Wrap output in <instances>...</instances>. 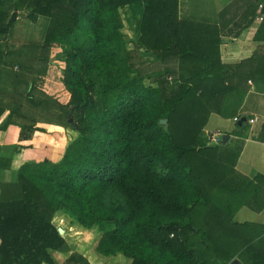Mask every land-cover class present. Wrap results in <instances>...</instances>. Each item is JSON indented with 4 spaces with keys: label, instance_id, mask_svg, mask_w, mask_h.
<instances>
[{
    "label": "trees",
    "instance_id": "1",
    "mask_svg": "<svg viewBox=\"0 0 264 264\" xmlns=\"http://www.w3.org/2000/svg\"><path fill=\"white\" fill-rule=\"evenodd\" d=\"M19 1L30 21L49 22L41 43H0V129L19 128L18 142L6 148L20 153L22 142L46 131L42 122L76 136L58 160L22 161L15 181L0 185V264H55V251L68 253L61 264H91L81 240L61 233L58 216L95 231L90 248L99 258L264 264V224L234 219L241 206L264 208V174L249 178L235 168L248 124L227 133L234 142L207 144L202 134L211 113L236 114L249 79L264 83L258 53L222 62L219 28L179 17L178 0ZM253 7L251 21L256 9L262 14L254 39L263 40L264 0ZM126 12L135 22L130 40ZM1 16L6 38L18 13ZM129 43L164 68L142 72ZM53 47L60 49L65 103L41 86ZM252 137L264 143V119Z\"/></svg>",
    "mask_w": 264,
    "mask_h": 264
},
{
    "label": "crops",
    "instance_id": "2",
    "mask_svg": "<svg viewBox=\"0 0 264 264\" xmlns=\"http://www.w3.org/2000/svg\"><path fill=\"white\" fill-rule=\"evenodd\" d=\"M253 4L254 0H178V13L181 18L211 23L219 28L222 41L220 44V56L222 62L227 64L238 63L244 59L250 58L254 53H258L254 58V60L258 62L259 60H264V56H262L264 54V39H254V35L257 32L262 19H258V10L256 9L255 17L252 21L250 20L251 15L254 13ZM12 11L18 13L17 20L9 36L6 38L0 37V43H3V41H11L14 44L22 42L41 43L44 39L45 31L49 22L48 18L45 16H39L35 22L30 21L26 18V9L21 6V1L19 0H4V2L0 4V13L2 14L1 18L3 20H6ZM247 21L251 22L246 26L247 28L242 31L239 37L236 38L231 36L232 32L236 30L238 25H242ZM236 22L238 24L232 27ZM52 50L58 53L60 51V49L56 47L51 48V52ZM51 59L52 61L48 66H50L51 63H56L55 59L52 57ZM61 67L62 62L60 61L59 71H61ZM49 71H51V69H49ZM257 72L261 73L258 69ZM261 75L264 77V72ZM57 76L59 77L60 73H57ZM44 79L42 90L51 95L47 90V88H49L47 86V80H50L49 75H46ZM245 87L247 88V92L243 97L241 105L237 108L238 110L236 111V114L232 116L231 121L234 122L233 118L235 116H247L249 119H254L252 123L248 121L249 119L246 120L249 133L248 136L243 139L242 148L235 164V168L240 173L251 178L258 173L264 174V143L257 141L252 137L259 129L264 119V83L261 81L255 82L249 79L245 84ZM68 98L69 94L67 95V100ZM2 100L7 103L10 99L5 95L2 97ZM58 101L60 103H65L60 100ZM4 116L5 114L1 116L0 122ZM214 116H218L220 120ZM211 120H213L215 124H223L221 122V116L218 114L211 113L208 117L207 124H209ZM234 124L235 128L239 126L237 125V122H234ZM47 126L48 128H51L50 131L53 130V125L48 124ZM235 128L231 129L230 132H225V134L232 133ZM205 129L208 128L205 126ZM45 130V132L41 133L35 132L30 140L22 142V144L27 147L21 150L20 153L16 154L15 152L11 153L6 146H12L18 142V126L9 124L5 129H0V160L2 159L4 160V163H6V158L11 157V162H9L7 167L0 165V185L15 181L16 168L22 161L37 162L43 158L49 159V140L47 141L48 130ZM42 136H46L45 139H43ZM236 139H238L236 136L229 134L227 140L234 142ZM253 212V215L244 221L264 224V208L260 211ZM58 220H62L63 223L67 221L63 216L56 217L54 222L56 223ZM61 233L65 237H68V228L66 232L62 230ZM79 239L81 238L79 237ZM81 247L83 249L82 244ZM83 250L91 264H128L129 261L121 255L107 259L99 258L93 253L90 247H86ZM52 256L55 264H61L68 257V253L55 251L52 252Z\"/></svg>",
    "mask_w": 264,
    "mask_h": 264
},
{
    "label": "rangeland",
    "instance_id": "3",
    "mask_svg": "<svg viewBox=\"0 0 264 264\" xmlns=\"http://www.w3.org/2000/svg\"><path fill=\"white\" fill-rule=\"evenodd\" d=\"M123 23H124L123 24V33L126 35L127 39L130 40L134 37L133 28L135 26V22L131 18V15L129 12L125 13V15L123 17ZM3 44H5V41H3ZM128 46H129V49L133 52L134 56L136 57L135 62H136L137 67L142 72L150 73V72L162 70L164 68L163 67L164 65L160 61L156 60V58L151 53L144 51L142 49L138 50V49L134 48L133 43H129ZM50 52H51V50H50ZM49 55L53 59L56 57L55 58L56 63H54V64L51 63L50 66H48L49 64L47 65V71L44 75V77L46 75H49V77H50V80H47L48 81L47 86L49 87V88H47V90L56 99H58L62 102H66L68 93L66 92L64 87H62V84H60V81L58 79L59 77L57 76V73H60V71H59L60 70V68H59L60 59L57 56L58 52H55L54 50H52V52ZM48 68L51 69V71H49ZM13 69L18 70L16 65L14 66ZM44 80L45 79L43 78V83H44ZM144 82L146 84L151 83L152 85L157 84L150 77H146ZM214 117L218 118V116H214ZM231 118L232 117H230V116H221V119H222L221 122L223 123L222 125L215 124V122L213 120H211L210 123L206 125V128H208V129L204 128L202 134H204V137L206 138L205 135L208 132H216V130L219 131L221 134H225V132H230L231 129L235 128V124H234V122L231 121ZM39 125H42V127H45V129L48 130L47 141L49 140V142H48L49 159H52L54 161L58 160L61 157L67 143L72 138H74L76 136V133L73 130H71L70 128L65 129L62 126H58L57 124H49V125H53L52 131H50L51 128H48V126H47L48 124L45 122L39 123ZM218 126H220V127H218ZM222 126H224V127H222ZM42 137H43V139H45L46 136H42ZM253 213H254L253 210H250L248 207L241 206L235 212L234 219L236 221L242 222L244 220L249 219L250 216L253 215ZM56 223L58 225L64 227V229H66V230L68 228L69 237L71 238L70 240H72V239L74 240L77 238L79 239V237H80L82 239V240L81 239L80 240H81V244L83 245V249H85L86 247H88V248L90 247V242H91L92 236L95 233L94 230L87 231V230H84V229L76 227V226L72 227L71 225L68 224L67 221H65L63 223L62 220L61 221L58 220V221H56Z\"/></svg>",
    "mask_w": 264,
    "mask_h": 264
},
{
    "label": "built area",
    "instance_id": "4",
    "mask_svg": "<svg viewBox=\"0 0 264 264\" xmlns=\"http://www.w3.org/2000/svg\"><path fill=\"white\" fill-rule=\"evenodd\" d=\"M258 19L260 20L262 19V14L258 15ZM239 119H240L239 116H235L233 118V121L238 122ZM248 121L252 123L254 119H249ZM205 136H206L207 144L217 145L222 142L223 134H221L219 131H216V132H208Z\"/></svg>",
    "mask_w": 264,
    "mask_h": 264
},
{
    "label": "water",
    "instance_id": "5",
    "mask_svg": "<svg viewBox=\"0 0 264 264\" xmlns=\"http://www.w3.org/2000/svg\"><path fill=\"white\" fill-rule=\"evenodd\" d=\"M70 113H71V111H70ZM246 120L247 119H246L245 116L240 117L239 121L237 122V125H239V126L242 125V123L246 122ZM160 123H165V120L164 119L163 120H160ZM228 137L229 136L227 134H223L222 142L225 143L227 141ZM60 231H61V229H60ZM232 264H238V263L236 261H233Z\"/></svg>",
    "mask_w": 264,
    "mask_h": 264
}]
</instances>
